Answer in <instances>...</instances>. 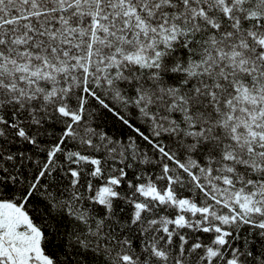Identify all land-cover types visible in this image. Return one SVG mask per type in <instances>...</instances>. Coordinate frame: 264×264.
<instances>
[{"label": "snow or ice", "instance_id": "6c2138e0", "mask_svg": "<svg viewBox=\"0 0 264 264\" xmlns=\"http://www.w3.org/2000/svg\"><path fill=\"white\" fill-rule=\"evenodd\" d=\"M0 264H264V0H0Z\"/></svg>", "mask_w": 264, "mask_h": 264}]
</instances>
